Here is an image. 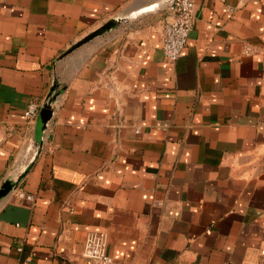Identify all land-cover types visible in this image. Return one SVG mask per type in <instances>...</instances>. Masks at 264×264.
Returning a JSON list of instances; mask_svg holds the SVG:
<instances>
[{
    "label": "crops",
    "instance_id": "0c3cea01",
    "mask_svg": "<svg viewBox=\"0 0 264 264\" xmlns=\"http://www.w3.org/2000/svg\"><path fill=\"white\" fill-rule=\"evenodd\" d=\"M169 5L0 0V264H264V0H196L175 62Z\"/></svg>",
    "mask_w": 264,
    "mask_h": 264
},
{
    "label": "built area",
    "instance_id": "2783aa9c",
    "mask_svg": "<svg viewBox=\"0 0 264 264\" xmlns=\"http://www.w3.org/2000/svg\"><path fill=\"white\" fill-rule=\"evenodd\" d=\"M196 0H172L168 11L170 18L165 25L162 50L165 57L171 61H177L187 46L188 38L193 30L196 18L194 7ZM252 53L250 46L245 47V55ZM41 104L32 102L28 106L24 116L26 121L34 120L39 112ZM4 179L0 178V186ZM20 199L34 201L32 195L21 192ZM108 238L104 233H91L84 243V255L92 264H123L115 261L107 252Z\"/></svg>",
    "mask_w": 264,
    "mask_h": 264
},
{
    "label": "water",
    "instance_id": "95a60500",
    "mask_svg": "<svg viewBox=\"0 0 264 264\" xmlns=\"http://www.w3.org/2000/svg\"><path fill=\"white\" fill-rule=\"evenodd\" d=\"M171 2L172 0H170V4ZM116 25H117V21L115 20L110 21L102 28H100L98 31L92 33L86 39H84L83 41L72 47L70 52L76 49L77 47L81 46L82 44L88 42L89 40L101 35L102 33L106 32L107 30H109L110 28ZM57 93H58L57 85H55L52 88L48 98L40 108L37 122L35 125V133H34L33 148H32L33 156L36 155L42 148L44 133L53 115L52 104L55 101ZM20 180H21V176H13V175H10L3 180V183L0 186V201L4 199L11 191L16 190L18 188L20 184Z\"/></svg>",
    "mask_w": 264,
    "mask_h": 264
}]
</instances>
